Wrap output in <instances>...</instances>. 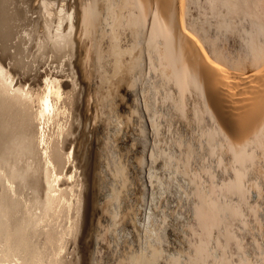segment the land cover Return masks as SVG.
Segmentation results:
<instances>
[{"label":"bare ground","instance_id":"obj_1","mask_svg":"<svg viewBox=\"0 0 264 264\" xmlns=\"http://www.w3.org/2000/svg\"><path fill=\"white\" fill-rule=\"evenodd\" d=\"M188 2L187 0H81L72 19V14L66 13L64 0H0V81L3 83V87H0V174L3 177L0 181V264H80L79 252L74 256L67 255L63 258L58 257V252L68 243L78 246L85 228L86 233L89 232L91 246L88 247L89 254L84 257V264L101 263L103 242L106 240V238L103 239V235L110 233L111 229L108 233L104 232L103 222L101 225L100 219H97L101 213L100 207L97 206L104 201L111 204L112 210L114 208L113 211H115L116 204H119V190L116 189L118 185L114 184L117 186L115 188L106 186V190L109 188L111 191L109 189L104 191L105 183L100 181V170L95 166L96 160L89 164L92 176L91 186L86 183L84 171L78 163L75 151L77 138L74 133H77L82 125L78 113L82 95L86 97L87 104L90 101H92L91 105L101 104L105 99L102 91L111 88L112 85L119 90L123 88L124 96L135 104L134 108L131 106L132 118L134 113L137 115L146 110L152 115L154 111L157 112L158 108H161L159 106L157 110L154 109L153 97L157 91L164 94L165 98L171 102L172 108L167 106L170 109L166 108L165 111L173 110L175 114L182 112L181 105L185 106L182 103V97L184 100L185 93L189 96L194 95L195 100L203 105L199 108L205 107L204 111L197 107L190 114L197 125V131L196 129L194 131H196L199 146L195 148L196 145L194 142L193 146L192 139V143L181 141L178 144L181 153L176 161L178 165H182V169L179 168L182 178L180 175L178 177L185 181L186 185L182 188L185 189L183 200H186L190 204L187 207L191 208H182L183 214L190 211L183 231L186 246L180 249L178 245L180 243L177 242L180 251H174V254L170 253V250H164V245L169 247L165 241L167 235L164 237V233L172 224L165 222L163 227L167 226V229H163L162 226L157 227L154 223L155 225H148L149 229L143 227L144 232L140 229L143 232L142 236L139 231V236L134 235L136 249L128 254L125 253L123 263L159 264L162 262L164 264V261L165 264H264V198L261 189L263 186L264 191V184H262L264 182V0H204L209 4L208 10L211 14L209 17L215 21L211 24L212 27L209 24L211 23L209 17L210 20H205L203 25L194 18ZM196 2L199 4L200 1ZM195 5L196 3L193 7ZM205 23H208L211 29L204 28L207 26H204ZM76 34L82 38L81 41L84 39L86 44L82 42L83 44L86 46L89 44L90 47H88L90 50L84 48L83 57H81L84 60L83 65H87L88 69L92 67L86 72L92 79L89 85L91 92L87 93L84 86H81L78 71L73 62L77 44ZM227 36L235 41V43L232 42L237 47L235 51L234 48L226 51L225 47H220V41ZM227 39H225L226 43ZM80 46L82 47V44ZM227 46L229 47V44ZM90 60L92 64L89 66ZM79 69L82 70V66ZM110 77L117 80L111 83ZM137 87L146 88L139 90ZM178 92H181L182 97ZM138 96L142 98L143 110L138 107L140 98ZM45 99H47V110L44 105ZM87 104L85 106L88 110ZM129 108L128 110L131 109ZM123 112L126 113V110ZM156 112H154L155 115L159 114ZM139 117L141 119L142 115ZM165 117L167 122L171 115L169 118ZM153 119H149L151 120L149 125L155 128L156 124H152ZM178 119L175 121L177 122ZM144 124H141L142 127L146 125ZM112 126L114 127L113 124ZM121 126L117 128L122 129ZM172 126H174L173 123L170 127ZM83 127L86 129L88 126L85 124ZM113 127L112 131L115 128ZM96 130L99 131L98 127ZM142 130L139 129L142 135L143 132H148ZM139 131L137 134L140 133ZM115 132H117L116 128ZM95 133L97 134L96 131ZM122 133L121 135L126 134ZM186 134L188 135L185 132ZM84 136L86 137L85 134ZM89 136L90 134L88 139ZM97 138L96 144L99 141ZM177 138L179 139V136ZM124 139L119 141L123 142ZM146 141L148 143V140ZM147 143L145 148L149 147ZM153 144H155L153 150H156V143ZM104 145L106 146L107 143ZM96 147L94 146L95 150L98 149ZM111 147L113 149V146ZM100 150L103 151V149ZM169 150L167 149L168 152ZM159 151L162 153V150ZM141 152L145 153V149ZM168 152V156H161L163 153H159L165 163L171 160V156L174 161L176 158L174 155L176 153L172 154L170 151L172 154L170 156ZM152 155L151 153L150 157ZM157 155L155 154V157ZM215 156L218 157L217 160H214ZM225 156L229 160L233 176L226 179L230 175L227 174V177L224 176L226 180L215 185L214 179L216 178V182L219 180L215 177V168L221 166L220 157L224 159ZM147 159L145 158L144 163ZM85 160L84 157L82 161L85 162ZM99 161H101L100 164H104L103 160L98 159ZM115 161L112 167L113 172L119 177V184L124 182L122 175H125L122 173V167L117 164L118 160L116 163ZM173 164L171 165L174 169ZM150 167L153 169V165ZM123 172L125 173V170ZM156 172H153L154 175L158 173ZM140 175L143 176L139 173V177ZM145 177L147 179L148 176ZM150 177L154 178L152 175ZM126 179L127 176L125 181ZM105 180H107L106 177ZM148 182L150 183V180ZM122 184L124 183H121V187ZM143 184L145 185V182ZM121 187L119 185V189ZM250 188L256 191L251 196L254 197L252 201L251 199L248 201ZM182 189L180 190L183 192ZM144 193L146 195V192ZM122 194L124 193H121V196ZM132 195L129 196L132 197ZM151 202L149 204H153ZM144 203L147 202L144 200ZM52 207L54 209L61 207L58 212L54 210L55 217H53ZM86 208L90 209L87 222ZM143 208L145 213L146 210ZM115 213L118 216L116 211ZM154 215L157 214L154 213ZM165 216L164 220L167 221L170 217L168 215V218L167 214ZM48 218L49 221H47ZM180 219L175 220L177 223L178 221L184 223V217L183 220L180 221ZM130 220L127 221L130 222ZM135 221L132 220L133 223L130 222V225L136 224ZM148 221L150 219L146 220ZM168 225H170L169 228ZM140 226L142 228V223ZM122 227L116 228V231L118 229L121 232ZM111 233L106 236L111 237ZM85 239L87 240V237ZM125 249L124 252H127ZM114 250L115 248L112 252L115 254L117 250L115 252ZM165 251L170 254H166ZM110 256L107 258L105 255V258L109 260ZM116 256L113 257L117 258ZM111 259L110 261L113 260Z\"/></svg>","mask_w":264,"mask_h":264},{"label":"rangeland","instance_id":"obj_2","mask_svg":"<svg viewBox=\"0 0 264 264\" xmlns=\"http://www.w3.org/2000/svg\"><path fill=\"white\" fill-rule=\"evenodd\" d=\"M187 1H189L188 3L191 5L190 6V10H191V12H192V14H193V16H194V18H196L197 20H198V22L199 23H201L202 25L204 24V22H206V21H208V20H210L209 22H211V23H209L210 25L212 24V23H214L215 21H214V19H212V18H210L209 16H211V14L209 13V10H208V8H209V4H208V2H204V0H196V1H200L199 2V4H198V2H196L195 0H187ZM207 1V0H206ZM78 2L80 3L81 2V0H64V7H66V13H71L72 14V19H74V17H75V10L77 11L78 10ZM194 3H196V5H195V7H193L194 6ZM205 3V4H204ZM198 4V5H197ZM199 6L201 7L200 9H199ZM30 8H31V6H30ZM193 8H195L194 9V11H193ZM203 8V9H202ZM199 10V11H198ZM201 10H205V12H201ZM206 13V14H205ZM208 17L210 18V19H208ZM207 18V19H206ZM206 20V21H205ZM214 21V22H213ZM207 25V26H206ZM209 25V26H210ZM204 26H206V27H204V28H206V29H211L210 27H212V25L210 26V27H208V23L206 24L205 23V25ZM208 27V28H207ZM76 32H77V28H76ZM80 34V33H79ZM79 34H76L75 35V40L77 39H79L78 41L80 42H78L77 40H76V48H75V57H74V59H73V62H74V65H75V69L78 71L77 73H78V78H79V81L81 82V86L83 87L84 86V88H85V91H86V93L89 91V92H91V87L89 88V85H91V82H90V80H92L91 79V76L89 75V74H86V72H88V71H90V69L92 68V67H90V69H88V66L87 65H83V62H84V60L81 58V57H83V51L85 50L84 48H87V49H89L90 47H89V44L86 46L85 44V42H84V39H83V41H81L82 40V38L79 36ZM77 35H78V38H77ZM227 37H228V39H227ZM226 38H223L221 41H220V43L222 44L224 41H225V39H227V43H226V41L221 45L220 44V47L221 46H223V47H225L226 48V51H228V49H230V48H234L233 50L235 51V49H237V47H236V45L235 44H233V43H235V41H233L231 38H229V36H227ZM231 39V40H230ZM85 43V44H83V43ZM233 42V43H232ZM232 43V44H231ZM82 44V47L80 46ZM227 44H229V47L227 46ZM237 44V43H236ZM232 45V46H231ZM80 46V48H78ZM84 46V47H83ZM235 46V47H234ZM89 47V48H88ZM228 47V48H227ZM83 48V49H82ZM222 48V47H221ZM82 49V51H80ZM232 49H230V50H232ZM90 50V49H89ZM81 52V53H80ZM80 54V55H79ZM77 56V57H76ZM81 58V59H79V58ZM79 59V60H78ZM79 61H81L80 63H79ZM78 62V63H77ZM77 63V64H76ZM82 66V70H80L79 68L81 67L80 65ZM91 65L92 63H91V60L90 61H88V65ZM79 65V66H78ZM89 65V66H90ZM86 66V67H85ZM78 68V69H77ZM84 68V69H83ZM92 71V70H91ZM80 73V74H79ZM80 75V76H79ZM84 78H83V77ZM116 78H118V76L116 77ZM87 79V80H86ZM114 77H110V80H111V83H113V82H115L117 79H115ZM89 80V81H88ZM65 81V80H64ZM0 87H3V83L0 81ZM81 87V88H82ZM125 88V87H124ZM138 89H139V87H137ZM141 88H146V87H141ZM140 88V89H141ZM113 89H114V91H113ZM137 89V90H138ZM139 89V90H140ZM109 91V92H106V91ZM122 90V91H121ZM125 90H123V88L122 89H120L119 90V88H117L115 85H112L111 86V88L109 87L108 89H104L102 92H103V94H104V97H105V99H104V102H102L101 104H97V105H91L92 103V101H90L88 104L86 103V97H84L83 95H82V98H81V104L78 106V113H79V115H80V119H81V126H80V129H78V131H77V129H74V131L76 130L77 131V133L75 132L74 134H76V138H77V143H76V155H77V159H78V163L82 166V169H83V171H84V175H85V179L87 180L86 181V183L88 184V185H90L91 186V180H92V176H91V173H90V169H89V164L92 162V163H94L93 162V160L95 161V166H97V168L100 170V181L101 182H104L103 184V187H104V191H108V189L106 190V186L108 187H111V188H115V187H117V186H115V185H118V187L116 188V189H118L119 190V192H120V190H121V192L119 193L118 192V194H119V200H118V202H119V204L118 205H120V206H118L117 204H116V212L118 213V216H117V214L115 213V211H113L114 210V208H113V210H112V207H111V204H109V203H106V202H104V201H102V206L100 205V203L98 204V208L100 207V209H101V213L99 214V216L100 217H102V219L98 216L97 217V219L99 220V222H100V224L102 225V222H103V227H104V232L105 233H108L109 232V230H110V233H111V237H109V236H106V235H109L110 233H108V234H104L103 235V239L105 240V238H106V240L103 242V258H102V256H101V263L102 264H122L123 262H124V258H125V253L126 254H128V252H131V251H135V245H136V242H135V240H136V238H135V236L137 237V235L140 233V235L142 236V234L141 233H143L145 230H144V228L146 227V228H148L149 229V227L152 225V224H154V223H156V225L155 226H159V227H163L164 226V224H166L167 222V224H172V226L170 227V225H168V228L170 227V229H167L166 227H163V229L164 228H166L167 229V231L165 232V230H163V232H165L164 234V237H166V235H167V237H166V240H165V238H164V240L167 242V244L169 245V247L167 246V245H164L163 246V249L165 250L166 249V251H169L170 253H172V254H174L175 252H179L180 251V249H183L185 246H186V243H185V240L183 239V237H184V229H185V225H187L186 223L188 222V218H189V214H190V211L188 210V212H185V214H183V209H184V207L185 208H187V209H191V208H188L189 206H190V204H188L187 203V201L186 200H183V199H185V195H184V191H185V189L183 190L182 188H184V186L186 185L185 184V181H183L184 179H180V177H181V175H180V172H181V170L180 169H182V165L180 164V165H178L179 163L176 161V160H178L179 159V156H180V154L179 153H181V149H180V147L178 146V144H179V142H181V141H183V142H188V143H192L193 144V146H194V142H195V148L196 147H198L199 146V141L197 140V138H196V131H197V125L195 124V121H193V119H192V117L190 116V114H191V112H192V110H194V109H197V107H198V109H200V110H202V111H204L205 110V107H203V108H199V106L201 105V107L203 106L201 103L199 104L196 100H195V97H194V95H188V93L186 94H184V100H183V97H182V95H181V92H178V94H180L179 96L180 97H182V101H180V103L182 102L185 106L183 107V105H181V107H182V112H178L177 114H178V116H177V114H175L174 113V111L172 110V111H170V110H168V111H170V112H168V111H165L166 110V108H167V106L168 107H170V108H172L170 105V101L169 100H167L166 98H165V95L164 94H161L160 93V91H157L156 93H155V95H154V97H155V99H154V97H153V100H155V102L153 103V104H155L154 106V109H156L157 110V108L160 106L161 108H158V110H157V112L156 111H154V109H153V111L154 112H156V113H159V114H154V112L152 113V115L151 114H148L147 113V111L145 110H143L144 108H143V106L141 105L142 103H143V101H142V98H141V96H138V98H139V101H138V107H139V109L140 110H143V111H141V113H138L137 115H136V113H134V118H132V113L133 112H131L133 109H132V107L131 106H133V108L135 107V104L133 103V101L132 100H127V97L126 96H124L125 95V93H123ZM120 93V94H119ZM121 96V97H120ZM108 97H110V99L108 98ZM133 98V97H132ZM157 98H158V100H157ZM84 99V100H83ZM114 99V100H113ZM121 99H122V101H121ZM181 100V99H180ZM126 102V103H123V102ZM132 102V104H131V102ZM160 101V102H159ZM186 101H188V102H186ZM115 102V103H114ZM140 102V103H139ZM84 103V104H83ZM111 103V104H110ZM121 105H120V104ZM122 103L124 104V106L122 105ZM181 103V104H182ZM87 104V106H88V110H87V108H86V105ZM107 104V105H106ZM100 105V106H99ZM126 105H128L127 107H125ZM110 106V107H109ZM121 106H123V107H121ZM141 106V107H140ZM107 107V108H106ZM117 107V108H116ZM131 109H130V108ZM89 108L92 110V112H91V110L89 111ZM123 109L122 111L120 110V109ZM128 108L130 109V110H128ZM170 108H167V109H170ZM80 109V110H79ZM85 109V110H84ZM107 109V110H106ZM126 110V113L128 114L127 116H129L130 118H128L127 116H126V113L125 112H123V111H125ZM159 109H161V110H159ZM87 110V112H85ZM81 111V112H80ZM89 111V112H88ZM94 111V112H93ZM159 111V112H158ZM83 112V113H82ZM112 112L114 113V114H112ZM138 112H140V111H138ZM161 112H162V115H160L161 114ZM165 112H167L168 113V115H169V113H171L170 115H171V117H170V115H169V117H168V115H167V113L164 115V113ZM84 113H85V116H84ZM125 114V116H124V114ZM174 113V114H173ZM81 114H83V115H81ZM91 114H93V116L91 115ZM95 114V115H94ZM148 114V115H147ZM153 114H154V116H153ZM173 114V115H172ZM183 114V115H182ZM142 115V117L144 118H142L141 117V119H139L140 117L139 116H141ZM175 115V116H174ZM180 115V116H179ZM90 116V117H89ZM92 116V117H91ZM95 116V117H94ZM138 116V117H137ZM147 116H151L150 118L151 119H153V118H155V119H153V122H152V124H156V126H155V128H153L154 126L152 125V127L149 125V122L151 121V120H149L150 118L149 117H147ZM152 116H153V118H152ZM166 116V117H165ZM174 116V117H173ZM84 117V118H83ZM88 117V118H87ZM112 117H113V119L115 120H113L112 119ZM146 117H147V119H146ZM164 117L165 118H169V120L166 122L165 120H167V119H164ZM174 118V121L175 120H177L178 118V121L176 122L175 121V123H174V121H173V118ZM90 118V119H89ZM93 118V120L91 121V119ZM116 118V119H115ZM118 118H120V119H118ZM136 118H137V120H136ZM149 118V119H148ZM172 118V120L170 121V119ZM177 118V119H176ZM87 119V120H86ZM95 119V120H94ZM110 119V120H109ZM122 119V120H121ZM157 119V120H156ZM83 120V121H82ZM85 120V121H84ZM118 121V124H117V121ZM119 120H120V122H119ZM140 120V121H139ZM144 120H145V122H144ZM154 120H156V121H154ZM179 120H180V122L182 123H180L179 122ZM122 121V122H121ZM135 121H137V122H135ZM89 122V123H88ZM116 122V124H114V123ZM141 122V123H140ZM164 122V123H163ZM170 122V123H169ZM93 123V124H92ZM103 123H104V125H103ZM120 123V124H119ZM128 123V124H127ZM135 123L137 124V125H135ZM139 123H140V125H139ZM146 125H145V124ZM158 123V124H157ZM173 123V125L174 126H172V127H170L171 126V124ZM180 123V124H179ZM87 125L88 127H86V129H84V125ZM99 124H100V126H99ZM112 124L114 125V127L116 128V131L117 132H115V133H118L119 132V134H115L114 133V131H115V128L112 126ZM121 124H122V126H121ZM133 124H134V126H133ZM141 124H144L145 126H143L142 127V125ZM163 124V125H162ZM184 124V125H183ZM183 127H181V126ZM186 125V126H185ZM191 125H192V127H191ZM195 125V126H194ZM93 126H94V129H92L93 128ZM114 128L113 130L114 131H112L111 129H112V127ZM117 126L118 127H122V129L121 128H117ZM137 126H138V128H137ZM185 126V127H184ZM193 126L195 127V128H193ZM83 127V128H82ZM92 127V128H91ZM97 127H98V130L100 131V129H101V131L100 132H102V133H100L99 131H97L96 129H97ZM140 127V128H139ZM142 127V128H141ZM145 127V128H144ZM179 127V128H178ZM100 128V129H99ZM144 128V129H143ZM153 128V129H152ZM192 128V129H191ZM103 129V130H102ZM117 129H119V130H121V132L119 131V130H117ZM134 129V130H133ZM139 129H140V131L143 129L144 131H148V132H143V135H142V132H140L139 131ZM146 129V130H145ZM191 131H190V130ZM196 129V131H194ZM80 130V131H79ZM85 130V131H84ZM87 130V131H86ZM113 132V133H111V131ZM133 130V131H132ZM142 130V131H143ZM154 130V131H153ZM84 131V132H83ZM90 131V133H88ZM93 131V132H92ZM97 132V134L95 133L94 134V132ZM137 131H139L140 133L139 134H137L138 132ZM173 131V132H172ZM182 131H184L183 133H182ZM99 132V133H98ZM123 132V133H122ZM131 132V133H130ZM174 132H175V134H174ZM180 132V133H179ZM185 132L186 133H188V135L186 134L185 135ZM193 132V133H192ZM81 135H80V134ZM121 133L122 134H124V133H126V134H124V135H121ZM146 133V136H144V134ZM155 135H154V134ZM195 133V134H194ZM84 134L86 135V137L84 136ZM88 134H90V138L88 139ZM102 134V135H101ZM114 134V135H113ZM137 134V135H136ZM165 134V135H164ZM80 135V136H79ZM93 135V136H92ZM94 135H99V137L97 138V136H95L96 138H97V141H98V139H99V141L97 142V144H96V138L94 137ZM102 137H101V136ZM128 135H130V136H128ZM139 135H141V137L139 136ZM154 135V136H153ZM82 136H83V138H82ZM115 136V137H114ZM122 138H121V137ZM124 136H127V137H124ZM135 136V137H134ZM138 136V138H136ZM177 136H179V139L177 138ZM193 136V137H192ZM94 137V138H93ZM126 138V139H124V138ZM128 137L130 138V139H128ZM134 139H137V140H133L132 138ZM148 137V138H147ZM189 137H191V138H189ZM91 138H92V140H91ZM103 138V139H102ZM142 138V139H141ZM144 138V139H143ZM188 138V139H187ZM196 138V139H195ZM82 139V140H81ZM86 139V140H85ZM100 139H101V141H100ZM110 139H111V141H110ZM117 139V140H116ZM123 140L124 139V141L123 142H125V143H123L122 141H119V140ZM130 140L129 142H128V140ZM151 139V140H150ZM186 139V140H185ZM191 139H192V142H191ZM87 140H88V142H87ZM94 140H95V143H94ZM140 140V141H139ZM146 140H148V143H147V141ZM177 140H179V141H177ZM190 140V141H189ZM84 141H86V142H84ZM134 141V142H133ZM138 141L139 142V144H137L136 142ZM144 141H146V142H144ZM153 141V142H152ZM198 141V142H197ZM84 142V143H83ZM90 142H93L92 144L90 143ZM100 142V143H99ZM120 142V143H119ZM122 142V143H121ZM144 144H143V143ZM105 143H107V145L105 146L104 144ZM119 143V144H118ZM141 143H142V149L144 150L145 149V153L144 152H141V151H143L141 148H140V146H141ZM145 143H147L148 144V146L150 147H147V148H145L146 146V144ZM153 143H156V150H153L154 149V145L155 144H153ZM172 143H174L173 145H172ZM81 144H83V145H81ZM118 144V145H117ZM121 144V145H120ZM122 144H124V146L122 145ZM125 144H126V146H125ZM130 144V145H129ZM80 147V145H81V147L79 148L78 146ZM90 145V146H89ZM92 145V146H91ZM100 145H101V147H100ZM120 145V146H119ZM127 145H129V147L127 146ZM138 145V146H137ZM175 145H176V147H175ZM94 146L96 147V148H98L97 150H95V148H94ZM111 146H113V149H112V147ZM118 146V147H117ZM122 146H123V148H122ZM145 146V147H144ZM173 146H174V148H173ZM85 147V148H84ZM92 147V148H91ZM137 147V148H136ZM151 147H153L152 149H151ZM170 147V148H169ZM83 148V149H82ZM89 148V149H88ZM127 148V150H125ZM140 148V149H139ZM160 148V149H159ZM172 148H173V153H176V154H174L175 156H176V158H175V161H174V159H172L173 157L171 156L173 153H172ZM177 150H176V149ZM79 149L81 150L80 152H79ZM100 149H103V151H101ZM110 151H109V150ZM147 149V150H146ZM167 149H170L169 150V152L167 151ZM175 149V150H174ZM77 150H78V152H77ZM86 150V151H85ZM93 150V151H92ZM114 150V151H113ZM122 150V151H121ZM136 150H141V151H136ZM150 150V151H149ZM151 150H153V151H151ZM159 150H162V153H163V155H161V156H164V155H166V156H168V154H167V152L170 154V151H171V153L172 154H170V156H171V160L169 161V162H166L165 163V161H163V157H161V156H159L160 154H162V153H160V151ZM166 150V151H165ZM84 151H85V154H83L84 153ZM90 153H89V152ZM113 151V152H112ZM125 151V152H124ZM147 151V152H146ZM156 151H157V153H156ZM159 151V152H158ZM99 152V153H98ZM103 154H102V153ZM114 152H116V153H114ZM132 152H133V154L135 155H133L132 154ZM134 152H136V153H134ZM141 152V153H140ZM96 153H97V157H96ZM114 153V155H112ZM126 153H127V155H126ZM129 153V154H128ZM140 155H139V154ZM144 153V154H143ZM148 153H149V155H148ZM153 154L152 155V157H150V154ZM160 153V154H159ZM101 154V155H100ZM130 154H132V155H130ZM155 154H158L157 155V157H155ZM177 154H178V156H177ZM85 155V156H84ZM95 155V156H94ZM113 157H112V156ZM173 155V156H174ZM82 156H83V158L85 157L86 158V160H85V162H83L82 160H83V158H82ZM100 156V157H99ZM114 156H115V158L117 157L118 159H115L114 158ZM119 156V157H118ZM143 156V157H142ZM174 156V157H175ZM131 157V158H130ZM133 157H134V159H133ZM142 157V158H141ZM147 159L148 157V159L145 161L146 163H144V160H145V158ZM162 158V160H161V158ZM178 157V158H177ZM79 158H80V160H79ZM114 158V159H113ZM120 158V159H119ZM132 159V160H130V159ZM217 156H215V158H214V160H217ZM221 158V162H222V164H221V166L219 167H216L215 168V172H216V174H215V172H214V174H215V177H217V182H216V178L214 179V181H213V183L215 184V185H217V183L218 184H221L223 181H224V179H225V177H227L228 175L227 174H230L226 179H228V178H230L231 177V175L233 176V171H232V169H231V167H230V164H229V160H228V158H227V156H225L224 157V159H223V157H220ZM89 159H90V161H89ZM98 159L100 160H103V162H104V164L102 165V164H100V162L101 161H99L98 162ZM108 159V160H107ZM141 159V160H140ZM113 160V161H112ZM114 160H118L117 161V164L119 165V166H121L122 167V173L125 175V176H123L122 175V177L124 178V182H119V184H118V181H119V177L115 174V172H113L114 171V169H113V167L112 166H114ZM128 160H129V162H128ZM139 160H140V162H139ZM150 162H149V161ZM152 160V161H151ZM223 160H226L225 162H223ZM80 161V162H79ZM108 161H110L113 165H111V163L110 162H108ZM116 161H115V163H116ZM138 161V162H137ZM123 162H125V163H123ZM136 162V163H135ZM153 162V163H152ZM170 162H173L174 164H175V162H177V164H173V163H171V164H173V167H174V169L172 168V165L170 164ZM97 163H99V165L97 164ZM147 163H148V165H147ZM162 163V164H161ZM165 163V164H164ZM126 166H125V165ZM138 164H140V165H138ZM153 165V169H154V173L156 172L157 174H155L154 175V173L152 172V167H150L151 165ZM91 165V164H90ZM123 165H124V167H123ZM146 165V166H145ZM177 165V166H176ZM138 166H139V170H138ZM143 166H145V168H143ZM148 166V167H147ZM181 166V167H180ZM84 167V168H83ZM112 167V168H111ZM140 167H141V169H140ZM146 167H147V169H148V171L149 170H151L150 171V173H148V171H147V169H146ZM157 167V168H156ZM163 167V168H162ZM102 168V169H101ZM123 168H125L124 170H125V173L123 172L124 170H123ZM151 168V169H150ZM171 168H172V170H171ZM180 168V169H179ZM225 168V169H224ZM136 169H137V171H136ZM145 171H144V170ZM174 170V171H173ZM226 170V172H224ZM147 171V172H146ZM168 171H169V174H168ZM172 171H173V173H174V175L172 174ZM220 171V172H219ZM231 172V173H229V172ZM88 174H87V173ZM144 174H146V175H144ZM146 172V173H145ZM165 172H167V173H165ZM228 172V173H227ZM133 173V174H132ZM139 173L140 174H142L143 176H141L140 175V177H139ZM147 173H148V175H147ZM153 173V174H152ZM163 173V174H162ZM165 173V174H164ZM219 173V174H218ZM87 174V175H86ZM136 174V175H135ZM150 174V175H149ZM160 174H162V175H160ZM168 174V175H167ZM172 174V175H171ZM176 174H178L177 175V178L175 177L176 176ZM218 174V175H217ZM106 175H108V176H106ZM152 175V177H154L155 178V181L153 182V180H154V178H151L150 176ZM167 175V176H166ZM169 175H171V176H169ZM180 175V177H178ZM226 175V176H225ZM127 176V181H125V177ZM145 176H148L147 177V179H146V177ZM165 176V177H164ZM220 176H223V177H221L220 178ZM225 176V177H224ZM105 177H106V179L107 180H105ZM109 177V178H108ZM168 177V178H167ZM172 177H173V180H172ZM219 177V178H218ZM114 178H115V180H116V182H115V180H114ZM141 180H140V179ZM182 178V177H181ZM134 179V180H133ZM136 179V180H135ZM143 179V180H142ZM150 180V183L148 182L149 180ZM153 179V180H152ZM223 179V180H222ZM225 179V180H226ZM111 180V181H110ZM114 180V181H113ZM140 180V181H139ZM176 180H178V181H176ZM98 181H99V179H98ZM107 181V182H106ZM134 181V182H133ZM145 182V188H144V186L142 185V183H144ZM176 181V184H174V182ZM180 181V182H179ZM219 181H221V182H219ZM110 182V183H109ZM167 182V183H166ZM178 182H179V184H180V186H179V184H178ZM183 182H184V185H183ZM108 183V184H107ZM113 183V184H112ZM121 183H124V184H122V187H121ZM125 183H126V185H125ZM152 183V184H151ZM165 183V184H164ZM182 183V184H181ZM115 184V185H114ZM132 184V185H131ZM173 184V185H172ZM178 184V185H177ZM262 184H264V182L262 183ZM111 185H113V186H111ZM119 185H120V189H119ZM174 185H176V186H178L177 188L174 186ZM136 186V187H135ZM142 188H141V187ZM262 186V185H261ZM181 187V188H180ZM131 188V189H130ZM171 188V189H170ZM123 189H125V190H123ZM126 189H128V190H126ZM139 191H138V190ZM140 189H141V191H140ZM145 189V190H144ZM177 189V190H176ZM180 189H182L183 190V192L180 190ZM261 189H262V197L264 198V191H263V186L261 187ZM178 190H180V191H178ZM109 191H111V189H109ZM175 191H176V193H175ZM250 191H251V193H250ZM250 191H249V193H248V201H250V199H251V201L254 199V197H251V196H253L254 195V193H256V191L253 189V188H250ZM127 192V193H126ZM140 192V193H139ZM144 192H146V195H145V193ZM181 192L183 193V194H181ZM89 193V192H88ZM121 193H124V194H122V196H121ZM126 193V194H125ZM132 193H133V195H132ZM135 193V194H134ZM144 193V194H143ZM179 193H180V195H179ZM144 196H143V195ZM152 194V195H151ZM178 194V195H177ZM89 195V194H88ZM126 195V196H125ZM129 195H132V197L131 196H129ZM139 195V196H138ZM182 195V197H180ZM90 196H91V191H90ZM124 196V197H123ZM129 196V197H128ZM137 196H138V198H137ZM146 196V197H145ZM126 197H128V199L126 198ZM143 197H145V199L143 198ZM179 197V198H178ZM86 198H87V195H86ZM123 198H126V199H123ZM129 198L131 199V200H133V201H131V200H129ZM133 198H135V199H133ZM181 198V199H180ZM143 199V200H142ZM134 200H136V201H134ZM144 200H145V202H147L146 204L144 203ZM150 200H152V202L150 201ZM124 201V203H122ZM127 201V202H126ZM133 203H131V202ZM104 202V203H103ZM149 202H151V203H153V204H149ZM184 202V203H183ZM186 202V203H185ZM263 202H264V200H263ZM89 203H87V206H89L88 205ZM123 204V205H122ZM131 204V205H130ZM145 204V205H144ZM181 204H182V206H181ZM185 204H187V205H184ZM100 205V206H99ZM121 205H122V207H121ZM127 205V206H126ZM133 205H134V207H133ZM138 205V206H137ZM151 205V206H150ZM118 206V207H117ZM123 206H124V209H123ZM133 208H132V207ZM143 206H144V208H143ZM188 206V207H187ZM127 207V208H126ZM129 207V208H128ZM139 207H141V209L139 208ZM149 207H151L152 209H150ZM154 207V208H153ZM53 208V207H52ZM61 208V207H60ZM60 208H56V209H54L53 208V214H54V216L53 217H55L56 216V212H58L59 210H60ZM106 208V209H105ZM118 208V209H117ZM122 210H124V211H126V212H124V211H122ZM137 208V209H136ZM142 208L144 209V210H146V212L145 213H143L144 211L142 210ZM183 208V209H182ZM121 211H120V210ZM126 209V210H125ZM187 209H185L186 211H187ZM56 212H55V211ZM90 210V209H89ZM89 210L86 208V222H87V219H89ZM117 210H119V211H117ZM147 210H149V212L147 211ZM154 210V211H153ZM172 210V211H171ZM128 211V212H127ZM121 212V214L119 215V213ZM122 212H124V213H122ZM148 212V213H147ZM159 212H162L161 214H159ZM113 213L114 214V216H113V214L111 215V214ZM127 213V214H126ZM154 213H156L157 215H154ZM188 213V214H187ZM102 214V215H101ZM131 214V215H130ZM167 214V217H168V215H169V219H167V221L166 220H164L165 219V215ZM182 214V215H181ZM149 217H148V216ZM163 215H164V217H163ZM184 215V216H183ZM119 216H120V218H119ZM128 216V217H127ZM129 216H131L132 217V219H131V217H129ZM141 216V217H140ZM159 216H161V217H159ZM134 217V218H133ZM138 217V218H137ZM151 217V218H150ZM158 217H159V220H158ZM180 217H181V219H180ZM184 217V219L185 220H183L182 218ZM114 218L116 219V220H114ZM125 218V219H124ZM140 218H142V219H140ZM161 218V219H160ZM176 218H179L180 219V221L181 220H183L184 221V223L182 222V224H181V222H179L178 221V223H177V221L175 220ZM56 219H57V222L59 223V219H58V217H56ZM56 219H55V224L57 225V222H56ZM112 219V220H111ZM130 220V222H132V220L133 221H135V219H136V221L135 222H137L136 224H132L131 223V225H130V222L129 221H127V220ZM139 219V220H138ZM150 219V221H148V222H146V220H149ZM171 219V220H170ZM103 220V221H102ZM142 220V221H141ZM144 220V221H143ZM156 221V222H153V221ZM161 220V221H160ZM164 220V221H163ZM170 220V221H169ZM178 220V219H177ZM47 221H49V218H48V220ZM172 221H174V223H172ZM185 221H187L186 223H185ZM111 222V224H109ZM144 222V223H143ZM150 222V223H149ZM162 222V223H161ZM166 222V223H165ZM51 223V222H50ZM129 223V224H128ZM139 223V224H138ZM141 223H142V228H141ZM148 223V224H147ZM159 223H161V224H159ZM176 223V224H175ZM120 224V225H119ZM126 226H125V225ZM127 224H128V226H127ZM138 224V225H137ZM113 225V226H112ZM118 225V227H116ZM124 225L126 228H127V230H126V228L123 226ZM130 225V226H129ZM135 225V227H136V229H134L135 227H133V226ZM144 225V226H143ZM145 225H150V226H145ZM176 225V226H175ZM179 225H181V226H179ZM183 225V226H182ZM106 226V227H105ZM139 226V227H138ZM179 226V227H178ZM111 227V228H110ZM119 227H122V228H120V231L122 232H119ZM129 227V228H128ZM130 227H132L131 229H130ZM144 227V228H143ZM175 227H177V229H173V228H175ZM116 228H118L117 229V231H116ZM125 228V229H124ZM137 228H139V230L137 229ZM145 228V229H146ZM128 229H130V230H128ZM137 231V233H135V231ZM140 229H142V231L143 232H141V230ZM176 231V232H178V234L175 232V234H174V231ZM180 231H179V230ZM106 230V231H105ZM123 230H125L124 232H123ZM132 230H133V232H132ZM171 230V231H170ZM178 230V231H177ZM138 231H139V233H138ZM118 232V233H117ZM129 232H131L129 235L131 236H129L128 235V233ZM172 232V233H171ZM134 233V234H133ZM114 234V235H113ZM115 234H116V236H115ZM118 234V235H117ZM121 234V235H120ZM134 236H132V235ZM171 234V235H170ZM89 235V232L87 231V233H86V228H85V230H84V233L82 232V234H81V236H80V240H79V244H78V246H74V245H72V244H70V243H68V244H66V245H63V247L60 249V251L58 252V257L59 258H63V257H66L67 255L70 257V256H74V254H78V252L80 253V257H81V262H80V264H84V257L85 256H87L88 254H89V250H88V247L89 246H91V238H88V237H90V236H88ZM124 235L126 236V237H124ZM176 235V236H175ZM106 236V237H105ZM115 236V237H114ZM130 238H129V237ZM139 236V235H138ZM180 236H181V238H180ZM82 237H83V239H82ZM85 237H87V240L85 239ZM108 237H109V239H108ZM113 237H114V239H113ZM121 237H122V239H121ZM175 237H177V239L175 238ZM126 238V239H125ZM135 240H134V239ZM180 238V239H179ZM85 239V240H84ZM111 239V240H110ZM121 239V240H120ZM131 239V240H130ZM175 239V240H174ZM129 240V241H128ZM86 241H87V243H86ZM89 241V242H88ZM107 241L109 242V243H107ZM131 241H134V242H132L131 243ZM83 242V243H82ZM106 242V243H105ZM169 242H170V244H169ZM175 242H176V244H175ZM177 242H179L180 244H178L179 245V247H180V249L178 248V245H177ZM84 243H86V244H84ZM107 244V245H109V246H107V245H105V244ZM117 245H116V244ZM125 243V244H124ZM127 243V244H126ZM133 243H135V244H133ZM182 243V244H181ZM85 246H87V247H85ZM121 244V245H120ZM130 244H132V245H130ZM172 244H174L173 246H172ZM185 244V245H184ZM112 245V246H111ZM124 245V246H123ZM128 245H130V246H128ZM133 246H134V248H133ZM175 246V247H174ZM184 246V247H183ZM85 249H84V248ZM108 247H110L112 250L115 248V250H117L116 252H115V250H114V252H115V254H117L118 255V253H119V255L118 256H116L113 252H112V250L111 249H109ZM116 247H119V248H116ZM127 251V252H124V249ZM167 247V248H166ZM170 248H172V249H170ZM122 251H120V250ZM81 250V251H80ZM83 250V251H82ZM106 250V251H105ZM110 250V251H109ZM165 251V253L167 254H170L169 252H166ZM175 251V252H174ZM107 253V254H106ZM113 253V254H112ZM105 255H106V257L108 258L110 255V259L112 260V261H110V259L108 260L107 258H105ZM115 257H117L118 258V260H117V258H114L113 256ZM121 255V256H120ZM119 258H122V259H119ZM104 259V260H103ZM106 259L108 260V261H106ZM115 260V262L113 263V261ZM111 262V263H110ZM100 263V264H101ZM161 264H162V262H160ZM159 263V264H160ZM163 263L165 264V262L163 261ZM123 264H125V263H123ZM127 264V263H126Z\"/></svg>","mask_w":264,"mask_h":264},{"label":"snow or ice","instance_id":"obj_3","mask_svg":"<svg viewBox=\"0 0 264 264\" xmlns=\"http://www.w3.org/2000/svg\"><path fill=\"white\" fill-rule=\"evenodd\" d=\"M45 109L47 110V99L44 101ZM3 177L2 174H0V181H2Z\"/></svg>","mask_w":264,"mask_h":264}]
</instances>
